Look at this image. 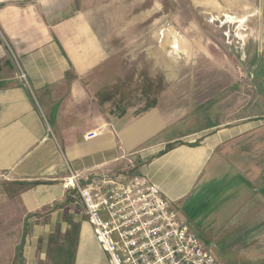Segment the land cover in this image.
Returning <instances> with one entry per match:
<instances>
[{
  "label": "crops",
  "instance_id": "crops-1",
  "mask_svg": "<svg viewBox=\"0 0 264 264\" xmlns=\"http://www.w3.org/2000/svg\"><path fill=\"white\" fill-rule=\"evenodd\" d=\"M72 13L62 17L53 0H0V176L23 188L16 199L28 229L0 250V264H65L60 249L71 243L73 264H108L63 182L71 171L81 184L125 177L132 159L192 231L218 232L252 207L241 225L252 238L263 231L264 112L195 131H175L184 112L162 96L134 113L106 84L112 57L96 29ZM72 226L77 238L65 235Z\"/></svg>",
  "mask_w": 264,
  "mask_h": 264
},
{
  "label": "rangeland",
  "instance_id": "rangeland-1",
  "mask_svg": "<svg viewBox=\"0 0 264 264\" xmlns=\"http://www.w3.org/2000/svg\"><path fill=\"white\" fill-rule=\"evenodd\" d=\"M53 1L62 17L86 14L112 57L106 84L113 83L116 103L129 102L134 113L162 96L184 112L175 131H195L232 123L254 109L255 115L264 112V0ZM7 179L0 176L1 251L28 233L16 199L23 188ZM84 211L78 210L85 218ZM254 213L246 208L239 218L227 217L225 226L215 228L218 232L193 233L219 264H264V213L263 231L254 238L241 225ZM72 227L65 235L77 238L81 228ZM59 235L62 231L52 237ZM60 251L68 253L65 264H73L74 243Z\"/></svg>",
  "mask_w": 264,
  "mask_h": 264
},
{
  "label": "built area",
  "instance_id": "built-area-1",
  "mask_svg": "<svg viewBox=\"0 0 264 264\" xmlns=\"http://www.w3.org/2000/svg\"><path fill=\"white\" fill-rule=\"evenodd\" d=\"M129 161L125 177H102L81 184L70 172L64 188L81 198L108 264H219L179 209Z\"/></svg>",
  "mask_w": 264,
  "mask_h": 264
},
{
  "label": "trees",
  "instance_id": "trees-1",
  "mask_svg": "<svg viewBox=\"0 0 264 264\" xmlns=\"http://www.w3.org/2000/svg\"><path fill=\"white\" fill-rule=\"evenodd\" d=\"M74 227H77V226H74Z\"/></svg>",
  "mask_w": 264,
  "mask_h": 264
}]
</instances>
